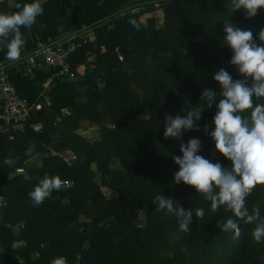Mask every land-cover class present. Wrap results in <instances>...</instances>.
Segmentation results:
<instances>
[{
  "label": "trees",
  "instance_id": "obj_1",
  "mask_svg": "<svg viewBox=\"0 0 264 264\" xmlns=\"http://www.w3.org/2000/svg\"><path fill=\"white\" fill-rule=\"evenodd\" d=\"M26 2L2 0L0 13L18 11L16 4ZM43 7L35 24L21 28L26 41L21 54L35 48V35L46 40L85 26L95 39L81 42L69 56L73 76L49 66L32 78L11 72L18 94L30 102L49 82L51 104L42 100L25 128L11 137L0 133V264H51L58 256L67 264H264V243L251 236L255 222H242L239 238L216 227L231 213L207 211L209 202L193 186L176 184L179 166L172 159L182 155L181 143L199 138L201 155L230 164L214 148L209 133L215 107L201 94L210 88L219 99L213 76L221 68L240 78L223 44L224 20L256 37L264 28V9L247 18L242 10L232 14L228 0H46ZM157 10L164 13L163 26H155L153 18L148 25L139 21ZM6 51L0 46V59H7ZM200 105L196 128L182 130L180 138L164 137L165 114L183 116ZM83 122L99 126L98 140L77 133ZM66 152L73 160L63 157ZM35 155L41 165L29 168L25 162ZM8 159L14 163H5ZM19 162L23 172L15 173ZM46 175H59L66 184L34 207L29 192ZM103 187L116 196L108 199ZM158 193L185 208L203 206L206 215L194 217L191 230L183 232L174 217L156 210ZM246 204L250 212L259 206L264 214V183L255 185ZM19 240L24 244L15 247Z\"/></svg>",
  "mask_w": 264,
  "mask_h": 264
},
{
  "label": "clouds",
  "instance_id": "obj_2",
  "mask_svg": "<svg viewBox=\"0 0 264 264\" xmlns=\"http://www.w3.org/2000/svg\"><path fill=\"white\" fill-rule=\"evenodd\" d=\"M46 0H29L17 3L18 11L0 13V46L7 49L9 61H19L25 46L21 28H29L37 17L44 14ZM228 9L233 14L242 10L247 18L257 16L264 9V0H228ZM129 23L139 27L135 19ZM223 44L231 50L229 63L235 67L240 78L234 79L224 68L214 73L213 79L219 84V99L216 90L205 88L201 99L208 107H215L213 130L209 133L218 153L230 161L225 165L221 160L210 161L200 154L202 141L190 138L181 143L182 155L172 157L179 166L173 179L176 184L193 186L204 196L207 211L215 213L221 209L231 215L217 220L216 227L234 238L241 236V224L255 222L251 236L257 243H264V214L259 206L251 212L246 198L255 185L264 183V28L254 37L251 29H242L229 19L224 20ZM259 41V42H258ZM248 110V111H246ZM203 107L193 108L186 115L164 116V137L180 138L182 130L191 131L202 118ZM31 151V149H29ZM12 165V159L5 160ZM25 179L31 177L25 172ZM64 181L59 175L44 176L29 192L34 207L42 204L54 191L60 190ZM157 211L174 217L183 232H189L194 217L203 219L206 208H185L177 199L158 193L153 199ZM137 216L144 222L143 213ZM51 264H67L66 258L58 256Z\"/></svg>",
  "mask_w": 264,
  "mask_h": 264
},
{
  "label": "built area",
  "instance_id": "obj_3",
  "mask_svg": "<svg viewBox=\"0 0 264 264\" xmlns=\"http://www.w3.org/2000/svg\"><path fill=\"white\" fill-rule=\"evenodd\" d=\"M2 0H0V3ZM159 18V22L164 21V14ZM90 27H83L77 31H67L57 37H48L41 40L35 35V48L29 52L21 54L19 61H9L8 59H0V133L11 137L12 132L23 130L27 125L31 113L34 112L36 105L51 104L50 97L47 92L50 89V83L43 84L44 90L39 93L38 98L34 102H30L28 98L18 94L16 86L11 79V72L20 73L22 77L32 78L36 70L42 69L44 66L58 68L60 74L73 76L67 62L69 56L73 54L81 45V42L87 40L92 41L90 36L94 33ZM122 59L121 56H119ZM35 131L41 129L40 124H32ZM23 172L21 166H17L15 173ZM66 184V181H64ZM0 197V220L2 219L1 207L4 202Z\"/></svg>",
  "mask_w": 264,
  "mask_h": 264
},
{
  "label": "rangeland",
  "instance_id": "obj_4",
  "mask_svg": "<svg viewBox=\"0 0 264 264\" xmlns=\"http://www.w3.org/2000/svg\"><path fill=\"white\" fill-rule=\"evenodd\" d=\"M155 5H156V7L159 6L158 4H155ZM162 12H163V11L160 12V10H157V11L154 12V13H151V14L149 13V14L142 15V16H140L139 21H140L142 24H144V25H148V24H150L149 22H151L150 20L153 18L155 26H157V27L163 26V23H164V22H159V18L162 16V15H161ZM159 13H160V14H159ZM153 15L156 16V17H153ZM214 22H218V19H215ZM83 27H85V26H83ZM83 27H82V28H83ZM89 29H91V28H89ZM91 30H92V29H91ZM92 31H93V30H92ZM92 34H93V35L90 36V39H92V41H93V40L95 39V34H94V33H92ZM149 60H150V59L147 58V63L149 62ZM185 96H186L187 98H189L190 93L187 92V93L185 94ZM85 128H86V126H85ZM93 130H95V131H93ZM94 132H96V133H94ZM77 133H78L79 135L83 136L86 140H88V141H90V142H94L95 140H98V139L100 138V134H99V131H98V128H97V127H96V128H88L86 131H84V129H83V130H80V131L77 132ZM82 134H83V135H82ZM94 135H95L96 137H95ZM62 154H63V157H64L67 161H71V160H73V158H74V157H72V154H71L70 152H66V153H62ZM95 180L100 182V175H99V174H97V176L95 177ZM102 190H103V192L107 195V198H108V199H109V197L116 195V192L113 191V190L111 191L109 188L103 187ZM176 235H177V233H173V234H171L170 238H171V239H174V237H176ZM180 236H181V234H180Z\"/></svg>",
  "mask_w": 264,
  "mask_h": 264
},
{
  "label": "crops",
  "instance_id": "obj_5",
  "mask_svg": "<svg viewBox=\"0 0 264 264\" xmlns=\"http://www.w3.org/2000/svg\"><path fill=\"white\" fill-rule=\"evenodd\" d=\"M162 10H160V12H161ZM160 14V13H159ZM162 14H164L163 12H162ZM85 126H86V128H85ZM98 128V131H99V134H100V128H99V126L98 125H96V124H94V123H88V122H83L82 124H81V126H80V128L77 130V132H79L80 130H83L84 129V131H86L88 128ZM93 131H95V130H93ZM94 133H96V132H94ZM83 135V134H82ZM95 136V135H94ZM96 137V136H95ZM25 164H26V166H28L29 168H32V167H38V166H40L41 165V158H40V156L39 155H35L34 157H32V158H30L29 160H27L26 162H25ZM111 191H112V189H110ZM104 193V192H103ZM104 195L107 197V195L104 193ZM116 195H114V196H111V197H109V198H113V197H115ZM20 225H16V226H14L13 227V232H14V234L15 235H17L18 234V232H19V229H20ZM24 244V242L23 241H21V240H19V241H15V243H14V246L16 247V246H20V245H23Z\"/></svg>",
  "mask_w": 264,
  "mask_h": 264
},
{
  "label": "water",
  "instance_id": "obj_6",
  "mask_svg": "<svg viewBox=\"0 0 264 264\" xmlns=\"http://www.w3.org/2000/svg\"><path fill=\"white\" fill-rule=\"evenodd\" d=\"M39 108H40V105H36L35 109H34V112H36ZM19 164H20V162L18 164H16V165L19 166Z\"/></svg>",
  "mask_w": 264,
  "mask_h": 264
}]
</instances>
